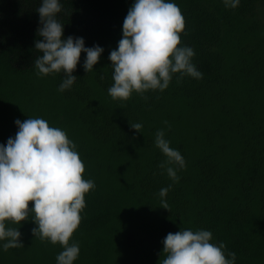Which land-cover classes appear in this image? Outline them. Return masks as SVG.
Returning a JSON list of instances; mask_svg holds the SVG:
<instances>
[{"label":"trees","instance_id":"16d2710c","mask_svg":"<svg viewBox=\"0 0 264 264\" xmlns=\"http://www.w3.org/2000/svg\"><path fill=\"white\" fill-rule=\"evenodd\" d=\"M39 3L0 0V143L14 136L16 118L28 116L74 142L82 176L95 186L84 194L69 240L79 244L73 264H160L162 238L180 228L210 230L226 257L236 253L234 264H264V0H239L234 8L175 0L184 22L179 43L193 48L203 75L173 74L165 89L133 91L126 100L107 92L108 53L132 0H60L63 35L103 48L86 73L81 51L64 90L62 70L36 75ZM158 128L185 160L175 182L158 166L165 158L154 144ZM169 184L164 208L158 192ZM35 226L30 217L19 223L23 246L0 248V264H55L62 246L33 236Z\"/></svg>","mask_w":264,"mask_h":264},{"label":"clouds","instance_id":"9594fccd","mask_svg":"<svg viewBox=\"0 0 264 264\" xmlns=\"http://www.w3.org/2000/svg\"><path fill=\"white\" fill-rule=\"evenodd\" d=\"M225 7H235L239 0H222ZM60 0H40L36 12L40 24L34 47L41 55L34 60L36 75L63 71L58 90L72 86L80 53H85L82 67L85 73L97 62L102 46H86L82 36L63 35V24L57 18ZM183 16L175 0H132L121 26V36L115 48L109 50L112 83L107 92L113 99L126 100L133 91L143 95L146 90L165 89L173 74L177 80L185 75L201 78L191 58L194 50L180 44ZM17 130L0 143V248L23 246L18 239V225L31 218L33 236L59 243L55 264H73L79 244L69 242L80 221L84 194L94 188V181L82 176L84 165L74 142L66 132L51 126L40 116L14 120ZM165 125L168 122L163 121ZM132 129L140 122L129 123ZM155 146L164 154L159 162L173 182L179 179L177 169L185 160L176 148L170 147L164 128L154 136ZM171 184L159 189L160 206L168 208L163 197ZM28 201H32L29 207ZM11 222L17 226H6ZM211 231L205 228H180L162 238L165 253L160 264H234L236 253L224 254L223 241L213 243Z\"/></svg>","mask_w":264,"mask_h":264}]
</instances>
